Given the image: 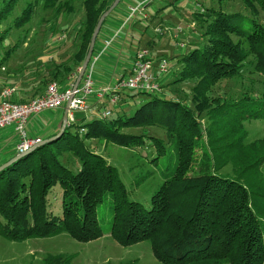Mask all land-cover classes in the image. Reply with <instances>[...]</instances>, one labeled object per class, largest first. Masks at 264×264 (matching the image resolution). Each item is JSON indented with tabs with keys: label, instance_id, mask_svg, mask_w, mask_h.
<instances>
[{
	"label": "trees",
	"instance_id": "1",
	"mask_svg": "<svg viewBox=\"0 0 264 264\" xmlns=\"http://www.w3.org/2000/svg\"><path fill=\"white\" fill-rule=\"evenodd\" d=\"M20 1L0 0V22ZM40 1L56 16L73 10L74 0ZM113 1L80 0L83 20L73 40L76 50L69 58L73 66L69 69L66 62L53 66L46 85L53 81L64 85L68 72L81 67L95 25ZM242 1L253 14L264 15V0ZM37 2L25 6L13 27L30 21ZM243 18L219 7L196 12L202 41L177 56V75L168 84L195 81L190 92L202 98L199 105L191 99L190 108L159 93L126 91L111 104L109 117L66 127L59 139L1 171L0 237L23 241L66 233L82 243L97 240L104 235L97 211L109 197L110 237L123 247L148 241L162 264H264V178L259 170L264 139L245 144L247 132L242 125L246 120H264V81L257 94L244 93L235 101L208 99L211 88L240 77L244 67L264 78V23ZM167 82L162 81L161 87H168ZM132 106H137L133 113ZM201 115L206 117V126L200 124ZM154 126L167 133L176 163L171 173L165 171L147 208L130 199L118 170L85 142L98 139L123 148L151 146L155 161L171 153L161 140L123 132ZM197 139L205 140L202 147L207 154L202 150L205 159L193 172ZM64 153L76 160V172L62 163ZM228 165L231 173H221ZM57 185L61 189L59 217L48 211L49 192ZM49 259L48 264L70 260Z\"/></svg>",
	"mask_w": 264,
	"mask_h": 264
},
{
	"label": "rangeland",
	"instance_id": "2",
	"mask_svg": "<svg viewBox=\"0 0 264 264\" xmlns=\"http://www.w3.org/2000/svg\"><path fill=\"white\" fill-rule=\"evenodd\" d=\"M168 1L170 11L173 8L178 9V13L182 14L189 24L192 22L194 24V27L192 29L189 28L186 33L184 42H187V44L182 48L186 49V51L183 53L188 52L196 43L198 44L202 41L198 33L199 31L202 32V30L194 19V16L196 12L200 14L205 13L207 7L214 9H218L219 7L226 13L242 15L245 17L243 20L253 19L264 23L263 13L258 11V13L253 14L252 10L247 8L242 0ZM34 2L35 0H21L15 6L14 11L5 20L0 22V65L4 66L1 73L3 76L8 74L9 76L14 75L16 78H21L23 74H27L30 70L29 73H33L35 76L41 74L37 72L41 70L46 76V81L44 80L45 82L43 83L46 88V84L51 78V75H49L50 70L55 66L54 63L58 60H64L65 58L62 55L67 57L73 51L75 32L82 23L83 13L80 0L71 2L73 4L72 13L64 12L57 16L53 10L45 8L43 3L38 0L30 21L21 28L13 27L15 18L20 16L25 6L28 3L34 4ZM1 7L2 4L0 3ZM61 35L66 36V41L58 47L56 41ZM233 40L237 41L239 39L234 38ZM163 50L162 55L164 57L162 58L166 59L168 68L167 73L161 76V81H168L165 83L168 84L170 81L172 82L173 77H176L178 71V67L175 66L177 58L173 55L176 50L174 42L171 39H167ZM51 56L53 57L50 61ZM35 58H37L36 61H34ZM251 58L252 56L249 57V59ZM38 60L43 62V66L41 63L39 64ZM240 73V77L222 80L215 87L211 88L208 93V99L220 98L235 101L243 96L242 94L244 93L254 92L257 94L262 90L264 78L259 74L252 73L251 67H244ZM167 78L169 79L167 80ZM195 84V81L182 82L177 84V86L168 84V87H161L159 94L160 97H171L174 100L179 99V101L189 104L190 108H192L194 103H189L191 99L195 101L196 105L202 102L201 97L197 95L195 97V93L191 94L190 92ZM136 107L132 106L130 111L133 113ZM109 110H111V107H109ZM56 112L58 110L47 111L43 115L52 116ZM79 116V114H75L76 118ZM198 119H200L202 126H206V117L204 115L199 116ZM242 125L247 132L245 144L264 139V120H246L242 122ZM57 130L58 128L56 129V133L59 132L60 127ZM75 130V128L71 129V134ZM123 132L134 135L144 134L145 136L161 140L167 150L172 148L169 146L167 133L158 126L141 129H123ZM13 138L11 129L0 131V142L3 143L9 140L7 144L1 146L0 164L8 158V155L5 154L8 151L7 147L10 141L12 148L14 143ZM203 142L204 144L206 143L204 139L203 141L202 139L194 140L196 151L193 172H197L199 162L201 163L205 159L204 156L202 157L203 151L205 152V147H202ZM85 144L118 170L129 192L130 199L143 204L147 208L150 196L164 180L165 171L169 170V173H171L176 163V155L172 149L169 150L170 154L159 156L154 161L157 155L155 149L151 146L147 148H123L98 139L87 140ZM205 153L207 154V152ZM60 159L72 172L77 171L78 164L69 153H64ZM259 170L264 178V162ZM222 172L230 174L231 166L224 167L221 170ZM48 203V211L51 215L61 216V189L58 185L49 192ZM109 203L110 198L108 197L107 202L101 205L97 211L98 222L104 231V235L101 238L82 243L76 241L66 233L52 237L30 238L23 241H9L0 237V264H48V261L51 260L49 258L60 256L70 259L68 263L62 262V264H162L155 259L148 241L123 247L110 237L109 228L112 221V210Z\"/></svg>",
	"mask_w": 264,
	"mask_h": 264
},
{
	"label": "crops",
	"instance_id": "3",
	"mask_svg": "<svg viewBox=\"0 0 264 264\" xmlns=\"http://www.w3.org/2000/svg\"><path fill=\"white\" fill-rule=\"evenodd\" d=\"M141 1L144 0H123L121 4H119L108 15L100 28L98 36L95 40L94 50L90 62L86 68V71L87 69L91 70L92 77H95H93V79L97 87L111 84L112 80L119 75H126L131 66L135 52L141 48L148 49L151 56L155 59L164 57V55H162V52H164V44L167 39L170 38L169 36L159 37L154 33V28L158 26L169 27L174 31L176 26H181L183 28L190 27L191 29L194 27L193 22L189 24L185 20L186 18H184L182 14L178 13V9L173 8V10L170 11L168 8L170 5L168 0H153L150 4L144 7L142 14L136 16L133 21H128V7L139 4ZM185 37L186 34L182 37L183 42ZM107 40L112 41L111 44L105 46ZM65 41L66 36L61 35L57 38L56 44L59 47L64 44ZM184 44L186 46L187 42H184ZM75 50L76 47L73 48L71 54H68L69 56L65 57L62 55V57L65 58L64 60H58L54 64L60 65L61 63L66 62L69 69L72 68L73 62L71 59L69 60V58L73 55ZM184 51H186V49H176L173 55L177 58V56L183 54ZM52 57L53 56L50 57V61ZM36 59L37 58H35L34 61H36ZM40 63L42 64L43 62L39 61V64ZM3 69L4 66L0 65V85L5 84L15 86L16 92L14 97L16 99L26 101L44 92L45 85H43V81L46 76L43 74L44 72H41V70L37 71L41 74L36 76L33 73H29L31 71L30 70L28 72L29 74H23L21 78H16L14 75L9 76L8 74L3 76L1 73ZM76 70L78 71L79 69ZM77 71L72 70L68 72L67 76H65V79H67L65 82L75 75L74 73ZM41 76L43 77L41 78ZM168 79L169 78H167V80ZM105 104L107 109H109L111 104H109L108 101H105ZM97 110L98 109H94L93 111L85 113L75 112L74 117L75 114L80 115L78 118L75 117L77 124L90 121L91 119L100 116L99 111ZM44 113L37 116L29 124V133L32 136L41 138L42 140L56 134L57 128L59 130V127L62 125L64 109L58 110V112L52 116H44ZM8 141L9 140L4 141L3 145L7 144ZM11 144L12 143L10 141V144L7 147L8 151L5 154L8 155V158L5 159V161L13 156V146L11 148Z\"/></svg>",
	"mask_w": 264,
	"mask_h": 264
},
{
	"label": "built area",
	"instance_id": "4",
	"mask_svg": "<svg viewBox=\"0 0 264 264\" xmlns=\"http://www.w3.org/2000/svg\"><path fill=\"white\" fill-rule=\"evenodd\" d=\"M152 1L144 0L128 7L127 20L133 21ZM176 1L178 0H172V2ZM189 28L176 26L173 31L169 27L158 26L153 30L160 37L169 36L175 48L182 49L185 46L182 37ZM111 41L107 40L105 46L111 44ZM167 68L168 63L165 58L154 59L148 49L141 48L135 52L128 73L117 76L111 84L102 87L96 86L90 69L85 70L76 89H74V82L77 74L64 85L50 82L43 93L25 102H20L14 97L15 86L0 85V131L11 129L14 137L13 155L23 154L42 142L41 138L29 133L30 122L42 113L64 109L69 103L66 127L77 123L74 117L75 112L85 113L98 109L100 116L109 117L111 113L105 101L116 104L120 100V94L126 91L159 93L161 76L167 73ZM83 132L81 128L80 133ZM1 146H3L2 142H0V149Z\"/></svg>",
	"mask_w": 264,
	"mask_h": 264
},
{
	"label": "water",
	"instance_id": "5",
	"mask_svg": "<svg viewBox=\"0 0 264 264\" xmlns=\"http://www.w3.org/2000/svg\"><path fill=\"white\" fill-rule=\"evenodd\" d=\"M120 1L121 0H114L112 2V4L109 6V8L98 19V21H97V23L95 25V28L93 30V33L91 35L86 55H85V57L83 59L81 67L78 70V74H77V77H76L75 82H74V89H76V87L81 82V79H82V77H83V75L85 73V70H86V68H87V66H88V64L90 62V59H91V56H92V53H93V50H94L95 40H96V38L98 36V33L100 31V28L102 26L103 21L117 7V5L120 3ZM68 105H69V103L66 104L65 107H64V116H63V120H62V125L60 127L59 132L54 137H52L50 139L43 140L40 144L34 146L33 148H31L30 150H28L27 152H25L23 154L13 155V157L11 159H9L7 162H5L2 165H0V172L5 170L9 166L13 165L14 163L18 162L19 160L25 158L26 156L30 155L35 150L39 149L41 146H44L46 144H50V143L56 141L57 139H59L61 137V135L63 134L65 128H66V116H67Z\"/></svg>",
	"mask_w": 264,
	"mask_h": 264
}]
</instances>
